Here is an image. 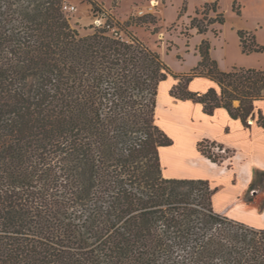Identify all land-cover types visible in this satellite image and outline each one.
<instances>
[{
  "label": "trees",
  "instance_id": "obj_1",
  "mask_svg": "<svg viewBox=\"0 0 264 264\" xmlns=\"http://www.w3.org/2000/svg\"><path fill=\"white\" fill-rule=\"evenodd\" d=\"M65 3L0 0V264H264V229L215 212L209 181L163 175L173 140L156 107L172 72L161 56L111 18L82 34ZM215 23H226L217 2L190 28ZM238 36L245 53L263 50ZM198 50L171 95L264 129V70L224 72L208 41ZM200 77L218 88L191 92Z\"/></svg>",
  "mask_w": 264,
  "mask_h": 264
},
{
  "label": "rangeland",
  "instance_id": "obj_2",
  "mask_svg": "<svg viewBox=\"0 0 264 264\" xmlns=\"http://www.w3.org/2000/svg\"><path fill=\"white\" fill-rule=\"evenodd\" d=\"M216 2L225 14L226 23L222 26L212 24L203 34L197 28L191 29V21L197 10L206 3ZM66 3L75 7L68 14L71 24L82 34H91L94 31L91 26L99 27L111 18L119 23L113 31L120 33V37L126 40L135 37L157 52L172 72L162 83L163 92L172 80L179 82V78L175 76L189 74L195 69L185 71L198 59L201 60L198 48L203 41L210 43L211 58L224 72H230L234 68L264 70V0H66ZM234 3L236 11H241L240 15L234 12ZM216 17L215 13L208 12L206 21ZM239 24L252 37L255 36L258 45L263 48L261 52L243 51L237 30ZM206 145L209 146L204 149L211 152L218 165L226 163L232 167L229 161L234 156L232 151L225 154L213 150L216 145ZM262 194L264 175L260 174L255 176L247 197L255 200L263 197L260 196Z\"/></svg>",
  "mask_w": 264,
  "mask_h": 264
},
{
  "label": "crops",
  "instance_id": "obj_3",
  "mask_svg": "<svg viewBox=\"0 0 264 264\" xmlns=\"http://www.w3.org/2000/svg\"><path fill=\"white\" fill-rule=\"evenodd\" d=\"M237 26L238 31H246L242 24ZM200 61L198 59L185 71L196 68ZM162 83L157 97L156 121L173 140V145L160 149L164 177L209 181L215 190V212L264 229V194L260 195L262 199L247 201V192L253 187L255 176L264 175V129L252 120L251 127H245L240 120L231 118L224 108L209 116L201 104L182 101L171 95L177 80L169 82L165 92ZM212 87L216 85L210 79L200 77L190 83L189 89L203 94ZM263 104L264 100L257 106L264 113ZM204 141L232 151L234 156L229 160L232 167L226 163L220 166L203 156L198 146Z\"/></svg>",
  "mask_w": 264,
  "mask_h": 264
},
{
  "label": "built area",
  "instance_id": "obj_4",
  "mask_svg": "<svg viewBox=\"0 0 264 264\" xmlns=\"http://www.w3.org/2000/svg\"><path fill=\"white\" fill-rule=\"evenodd\" d=\"M63 10L66 13H70V12H73L75 10V7H72V6L68 5L67 3H65L64 6H63ZM213 150H215L217 152L225 153V154L227 152H229L228 149H226L224 147H220L218 144H216V146L213 147Z\"/></svg>",
  "mask_w": 264,
  "mask_h": 264
}]
</instances>
